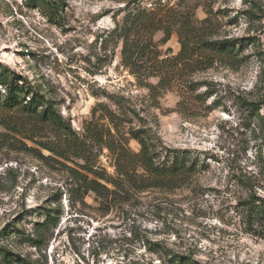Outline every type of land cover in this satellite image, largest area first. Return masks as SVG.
I'll list each match as a JSON object with an SVG mask.
<instances>
[{"label":"rangeland","instance_id":"obj_1","mask_svg":"<svg viewBox=\"0 0 264 264\" xmlns=\"http://www.w3.org/2000/svg\"><path fill=\"white\" fill-rule=\"evenodd\" d=\"M151 1L65 0L60 12L50 13L34 0H0L1 67L53 99L76 131L93 119L96 105L115 109L109 96L117 95L132 125L145 123L164 145L191 150L208 163L193 189L149 190L129 206L101 213L92 194L83 205L69 199L65 168L25 137L23 118L0 105V246L18 258L32 264H172L174 253L198 264H264V236L246 223L238 204L244 192L232 178L258 162V146L240 124L235 101L255 90L264 71V0L253 18L237 13L246 8L242 0H200L228 13L220 24L223 34L250 39L238 65H215L202 74L216 92L188 109L176 105L175 91L150 105L146 90L120 64L121 41L109 37L128 3ZM196 13L205 17L202 6ZM161 36L157 32L155 40ZM167 47L178 50L175 35L161 49ZM129 147L139 149L134 140ZM107 153L104 148L99 159L112 173ZM44 207L59 213L37 247L30 236Z\"/></svg>","mask_w":264,"mask_h":264},{"label":"trees","instance_id":"obj_2","mask_svg":"<svg viewBox=\"0 0 264 264\" xmlns=\"http://www.w3.org/2000/svg\"><path fill=\"white\" fill-rule=\"evenodd\" d=\"M246 8L237 12L249 18L260 9L259 0H242ZM50 13L63 9L65 0H34ZM125 13L109 37L121 41L120 64L134 77L137 85L146 90L150 105H158L167 91L178 95L176 105L188 109L195 102H204L216 90L202 74L215 65H238L242 46L250 37H234L220 30L222 18L228 13L214 11L200 0H153L147 4H127ZM202 6L205 17H197ZM236 16L229 18L234 21ZM161 32L156 41L155 35ZM175 35L178 50L167 44ZM0 105L4 110H14L27 125L24 134L65 168V189L71 201L92 194L96 209L106 213L113 208H124L138 200L149 190L172 192L176 189H193L198 173L208 168V163L191 150L164 145L159 137L141 123L132 125V118L117 95L109 96L115 109L98 104L92 109L93 119L83 123L76 131L64 117L56 102L47 97L26 78L8 72L0 65ZM201 87H204L201 90ZM3 98V99H2ZM217 105L218 99L212 101ZM235 104L242 114L241 125L258 146L255 169H240L232 175L234 182L244 192L238 204L245 220L256 235L264 236V71L255 90L238 94ZM101 112L98 116L97 112ZM138 116L136 110L131 111ZM132 115V114H131ZM96 118V120H95ZM106 119L107 123L100 120ZM130 140L139 149L129 147ZM112 160L113 172L107 171L99 157L103 149ZM58 208L44 207V219L37 222L31 234L34 245L40 247L46 231L58 218ZM157 244V243H155ZM158 245V244H157ZM172 264H198L190 256L171 254ZM0 264H32L18 258L11 249L0 246Z\"/></svg>","mask_w":264,"mask_h":264}]
</instances>
